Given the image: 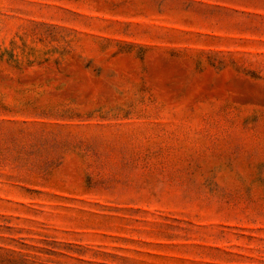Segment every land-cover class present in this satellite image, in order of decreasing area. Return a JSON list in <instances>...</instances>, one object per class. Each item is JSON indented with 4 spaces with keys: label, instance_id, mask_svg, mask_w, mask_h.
Listing matches in <instances>:
<instances>
[{
    "label": "rangeland",
    "instance_id": "obj_1",
    "mask_svg": "<svg viewBox=\"0 0 264 264\" xmlns=\"http://www.w3.org/2000/svg\"><path fill=\"white\" fill-rule=\"evenodd\" d=\"M0 264H264V0H0Z\"/></svg>",
    "mask_w": 264,
    "mask_h": 264
}]
</instances>
